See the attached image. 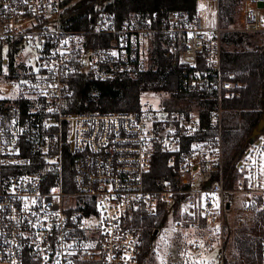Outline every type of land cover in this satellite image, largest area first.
Here are the masks:
<instances>
[{"label":"built area","instance_id":"obj_1","mask_svg":"<svg viewBox=\"0 0 264 264\" xmlns=\"http://www.w3.org/2000/svg\"><path fill=\"white\" fill-rule=\"evenodd\" d=\"M256 2L245 1L232 31L264 40ZM218 3L196 0L188 19L133 12L117 24L102 11L72 21L81 0H0V67L12 92H0V264L27 256L37 264H138L142 234L132 222L141 211L165 204L174 231L221 232L237 195L246 209L264 201V132L236 163L235 181L223 169L221 104L243 84L221 66ZM156 44L178 64L181 92L215 101L209 124L197 112L67 111L71 79L154 70ZM157 152L170 172L152 183ZM35 157L42 178L25 168ZM201 243L197 235L186 247L197 253Z\"/></svg>","mask_w":264,"mask_h":264},{"label":"trees","instance_id":"obj_2","mask_svg":"<svg viewBox=\"0 0 264 264\" xmlns=\"http://www.w3.org/2000/svg\"><path fill=\"white\" fill-rule=\"evenodd\" d=\"M242 0H219L218 22L222 28L221 66L223 70L233 72L243 84L240 95L224 100L221 104V130L223 146V169L227 177L235 181L236 163L247 147L253 130L264 119V46L252 39L257 34L230 31ZM263 1L264 0H252ZM196 0H81V6L70 13L72 21H82L86 16L102 11L111 14L120 24L130 13L171 12L180 14L184 19L191 18L195 12ZM236 45L239 48H233ZM155 69H149L134 75L120 74L112 80H96L87 74L75 76L70 81L71 94L67 100V111L73 114L98 112H139L142 110L140 95L144 92H164L169 94L178 112L174 114L188 116L196 110L203 124H209L211 113L216 108L215 101L208 94H189L181 92L177 85L178 64L168 61L161 45L153 50ZM0 98V113L7 107ZM24 106V104H23ZM264 132V128L261 130ZM167 156L157 152L147 179L152 183L169 175ZM38 158H31L25 166L30 173H37ZM65 171L72 173L69 156L64 163ZM231 184V183H230ZM150 185H148L149 187ZM258 204L263 200L256 199ZM169 210L165 204L154 212L141 211L134 217L132 225L142 234V249L138 264H144L151 257L152 245L156 234L165 226ZM232 240L235 255L230 259L224 256L223 264H263L264 255V204L254 213L248 228H239ZM24 264H37L30 256Z\"/></svg>","mask_w":264,"mask_h":264},{"label":"rangeland","instance_id":"obj_3","mask_svg":"<svg viewBox=\"0 0 264 264\" xmlns=\"http://www.w3.org/2000/svg\"><path fill=\"white\" fill-rule=\"evenodd\" d=\"M246 0H242L237 10V15L234 24L228 29L232 31L239 26L238 17L242 6ZM262 35L253 36L255 43L264 46ZM233 48H239L232 45ZM25 59L29 58L26 52L23 56ZM0 92L5 95L12 94L6 81V74L4 69L0 67ZM142 107L149 111H159L163 115L174 114L178 109L172 105L173 101L169 99V94L164 92H144L140 95ZM196 110H191L189 113L193 114ZM245 200L242 195L236 196V202L231 211L225 216V223L221 232L216 230H205L202 233H179L173 230L171 224V217H168L165 226L156 234L152 245V254L144 264H220L221 257L218 253H223L227 258L235 255L234 244L232 240L233 233L239 228H248L251 226L255 211L261 208V205L253 199L249 209L244 208L241 202ZM241 204V205H240ZM200 235L202 239V246L197 253L187 249V238ZM221 248H220V247ZM264 264V262H263Z\"/></svg>","mask_w":264,"mask_h":264},{"label":"water","instance_id":"obj_4","mask_svg":"<svg viewBox=\"0 0 264 264\" xmlns=\"http://www.w3.org/2000/svg\"><path fill=\"white\" fill-rule=\"evenodd\" d=\"M256 5L259 7V8H264V2L263 1H257L256 2ZM264 128V119H262L259 124L257 125V127L253 130L252 134H251V137H250V140H249V143L251 144L254 137L257 136L261 130ZM226 208H228V204L226 205Z\"/></svg>","mask_w":264,"mask_h":264},{"label":"snow or ice","instance_id":"obj_5","mask_svg":"<svg viewBox=\"0 0 264 264\" xmlns=\"http://www.w3.org/2000/svg\"><path fill=\"white\" fill-rule=\"evenodd\" d=\"M201 7H203V5L201 6ZM114 55H115V53H113ZM190 243H191V241H190ZM202 246V245H201Z\"/></svg>","mask_w":264,"mask_h":264}]
</instances>
